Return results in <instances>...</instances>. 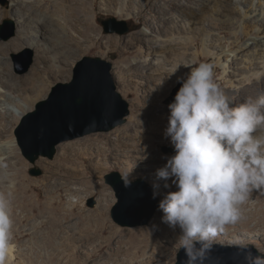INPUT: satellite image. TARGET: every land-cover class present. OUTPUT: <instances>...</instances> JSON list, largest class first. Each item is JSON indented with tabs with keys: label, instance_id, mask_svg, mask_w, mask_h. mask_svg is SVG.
Returning a JSON list of instances; mask_svg holds the SVG:
<instances>
[{
	"label": "bare ground",
	"instance_id": "1",
	"mask_svg": "<svg viewBox=\"0 0 264 264\" xmlns=\"http://www.w3.org/2000/svg\"><path fill=\"white\" fill-rule=\"evenodd\" d=\"M165 1V4L159 3V0H104V3L101 2L104 4V6L102 5L104 7L102 11L105 13L113 12L118 17L126 20L135 19L140 21L139 25L144 23L148 27V29H142L136 33L132 40V42L134 41L131 47L132 53L136 52L138 55H142V57L135 58L128 66L119 67L115 73L114 82L122 87L123 93L127 94L131 90L132 85L125 74V70L130 68L134 70L133 77L141 81L138 86L146 90L143 91L144 97L146 98L151 93L154 96H152L153 101L150 102L151 104H147V106L137 107L129 121L127 129H120L114 133H119L118 137L120 138V135H126L129 132L135 131V128L142 127L145 123L144 119H150V117L152 119H162V126L154 129L148 128L147 133L143 134L137 131L136 135L140 138L137 145L135 143L131 145L132 143L129 144L121 139L118 141L114 140L111 134L97 135L89 140L86 139L87 142H92V152L87 155L89 158H83L84 162L88 163L87 168L95 173V177L104 174L113 164L116 167L122 168L127 173L126 175L129 179L137 175L148 178L153 185H159L158 188H154V191L159 193L157 196L161 199L164 198L167 192L177 191L178 188L172 184L171 179L167 181L171 187L165 188V181L158 179L156 176L157 169L155 165L159 164V168L163 167L167 163L169 156L165 157L161 155L153 146L157 142L164 144V141L166 142L170 138L165 137L169 115H162L161 119L155 115L162 108L160 107V98L168 94L167 87L170 84H179L178 78L180 77L186 78L190 71L187 65H198L201 58H204L205 61H213L212 63L215 65L214 71L222 68L224 83L221 86H228L225 92L229 96L233 106L239 105L248 97L256 99L264 96V27L260 25V22L264 20V0H240L241 3H244L246 9L240 7L241 3H238L239 0ZM11 10L12 12L15 11L16 24L22 26V31L18 30V42L10 46L5 45L4 52L20 50L22 48L37 50L39 52L38 63L28 76L18 79L12 77L13 79H17L15 81H18L15 83V87L18 86V91H15L16 88L10 79H7V82L4 83L0 81V96L14 91L19 93L28 104V108L22 109V112L18 114L20 118L29 111L34 102L45 97L50 83L46 78L47 76L52 74V78L55 80L62 79L68 81L71 77L68 66L75 63L78 57L92 49L103 48L105 44L109 45L107 48L109 49L111 45L114 44L115 46L120 42L117 37L108 38L103 36L101 30L97 27L96 18L98 17L99 8L96 0H17L11 7ZM5 14L9 15L10 13L5 12ZM238 18L239 21L237 20ZM239 22L240 24L237 29L241 28L240 31L235 30ZM210 24L221 26L220 33L224 36H228L231 33V29H233L232 36L234 35V37L226 42V38L222 36L207 33L206 30L208 26L211 27ZM59 25L58 37L63 38V36H66V39L69 38L65 42L70 52L64 58L68 66L64 70L60 69L59 71H51L48 66V70H45L42 63L45 62V59L47 60L46 54H48V49L45 44L41 43V40L35 42L31 38L34 33L33 29L36 28L38 33L42 34L44 28L48 27V29H51L53 26ZM53 30L51 29V31ZM62 33H65V35ZM55 38V40H58L57 37ZM104 40L107 42L104 43ZM200 44L202 50H194ZM112 53L114 54V52ZM7 55V53L2 54V58L7 57ZM69 58L72 60L68 61ZM0 63H2L1 60ZM232 68L233 70H231ZM152 76H155L157 79ZM149 80H154V83L151 81V86L147 87ZM0 132H9L7 125H2ZM144 134H147V136ZM12 147L17 150L15 141L12 143ZM71 147L72 145L62 144L60 147V159L70 152L68 150ZM85 147L87 146L85 145ZM85 147L80 149V153L84 154ZM76 159L78 158L76 157ZM67 174L69 179L77 180L74 179L75 177L77 178L74 172L72 174L68 172ZM67 187V184H58L52 192L59 195ZM72 190L78 192V189L72 188ZM94 190L100 194L102 192L97 185L94 187ZM0 194L10 199V202L15 201L12 195H8L3 190L0 191ZM89 194L93 193L88 192L78 200L75 199L76 196L75 198H71L70 206H74L75 203L88 198ZM252 198L256 199V204L252 202ZM113 202V200L100 202L99 208L96 210L97 214L95 215L102 217ZM263 205L264 191H254L250 199L241 206L242 218L235 224L227 225L225 231L214 239L229 243L245 240L246 236L243 232H251L257 227L264 225V209L260 208ZM23 206H20L21 209ZM43 207L45 211L41 209V212H39L38 210V215L48 212L49 217L43 220L40 226L49 228L50 232L42 238L37 232L27 229L28 224L33 220L34 213H28L29 210L27 209L28 211L26 210V212L28 214L26 213L24 216L22 214V217L16 214L17 212L14 207L11 208V239L8 242L6 250L2 252V255L9 258V262L17 261L18 257H20L26 258L27 264H35L33 261L27 259L31 257V250L17 253L16 248L19 245L18 243L24 244L26 239L36 238L38 249L46 251L49 247L56 244L54 240L58 236V230H63L64 224L70 223L75 215L78 214L75 208L64 209L63 205H59L56 198L47 202ZM163 215L164 213L162 212V216L158 215L155 217L148 227L135 231L119 230L113 225L109 228H102L100 231L101 235L104 237L108 234L106 242L93 247L92 251L88 250L89 254L85 257L82 255L77 264H89L93 259L102 256L109 258L133 256L132 260L122 262V264H166L165 262L167 261L172 262L173 251L179 245L178 241L182 232L178 226L173 229L167 223H164L162 221ZM252 224L253 227L251 226ZM34 229L37 230L38 228ZM86 235L79 238L74 236L72 242L83 246L92 239L91 236ZM118 236L123 240L118 243L119 245L113 243ZM260 242L264 246V234L261 235ZM61 245L60 242L56 248L52 247L53 251L47 252L44 255L47 258L48 264L60 258L59 249ZM39 253L37 251V254ZM2 262L3 260L1 259L0 264ZM8 263L5 262V264Z\"/></svg>",
	"mask_w": 264,
	"mask_h": 264
},
{
	"label": "rangeland",
	"instance_id": "2",
	"mask_svg": "<svg viewBox=\"0 0 264 264\" xmlns=\"http://www.w3.org/2000/svg\"><path fill=\"white\" fill-rule=\"evenodd\" d=\"M15 1L17 0H0V60L2 61V63H0L1 65L0 81L4 83L7 82V79H10L12 84H14V87H15V83L18 82L15 80H17L18 78L26 77L31 73V71L38 63V56H39V52L37 50H30L28 48H22L20 50H15V51L12 50L8 52H4L3 50L6 47L5 45L10 46L18 42L19 39L18 30L22 31V26L21 25L18 26L16 24L15 11L12 12L11 10V7L15 3ZM96 1L98 2V8H99L98 17L96 18L97 27L99 28V30H101L103 36H106L108 38L117 37L120 40L118 45L114 46L113 44L110 46L109 49H107L109 45L105 44L103 48L92 49L89 52L82 54L80 57H78L75 60V63H73L71 66H68V63L64 61V58L66 54L70 52L68 47H66L67 43L65 42L68 41L69 38L67 37L68 39H66V36H63V38L58 37L60 25L53 26L51 28L52 30L54 29L53 31H51L50 28L49 30L48 27L46 28L43 27L44 29L42 30V34L41 33L39 34L38 30L34 28L33 29L34 33L33 36H31V38H33L35 42L41 40V43L45 44L46 48L48 49L47 52L48 54H46L47 60L45 59V62L42 63L44 67L43 69L48 70V66H49V69H51V71H56V70L59 71L60 69L64 70V68H67L68 66L70 69L71 77L69 78L68 81L67 80L65 81L62 79H58V80L53 79L52 74H50L51 76L50 75L47 76L46 78L47 80H49L50 83H49V90L47 91L45 97L41 100L34 102L32 107L29 109V111H27L25 115H23L21 118L18 117V114L22 112V109L28 108V104L25 102L24 98H22V96H20L19 93H16L14 91H11V93H7V95L0 96V128L2 125H7V128L9 130V132H0V191L3 190L7 192L8 195L10 196L12 195L14 197L15 201L13 202L15 203L10 202V199H8L10 214L12 207L15 208L17 212L16 214L18 216L19 215L22 216V214L23 216L26 215L27 209L29 210V211L27 210L28 213L31 214L34 213L33 220L28 224L27 229H31L33 230V232H37L39 236L42 238L48 235L50 229L47 227H41L40 223L43 220H46L49 217V214L47 212L38 215V210L39 212H41V209L45 211L43 206L47 202L56 198L59 205H63L64 209L75 208V210L78 211V214L75 215V217L70 223L64 224L63 230L61 229L58 230L59 231L58 236H56V239L54 240L56 244H54V246L52 247L56 248L61 242L62 245L61 248L59 249L60 258L54 261L53 263L49 262L50 264L79 263L80 257L82 255L83 257H85L86 255L89 254L88 250L92 251L93 247H96L106 242L108 234L103 237L100 233L101 229L104 227L109 228L111 225H113L119 230L135 231L138 229L148 227L155 219V217H157L158 215L162 216V211L158 209L154 217L148 224L143 226L139 225L147 220L150 212L156 206V200H158L159 203L162 200L157 195L155 198H153L154 185L150 183L148 178L137 175L136 177L129 179L126 175L127 173L124 172L122 168L116 167L113 164L110 167V169L106 171L104 174L95 177L94 176L95 173L91 169L87 168L88 163H85L83 158L85 159L89 158L87 155H89L92 152V148H91L92 142H87L86 139L89 140L93 137H96L97 135L111 134L114 140L118 141L119 139H121L122 141H125L129 144L132 143L131 145H133V143L137 145L139 144L138 142L140 141V138L136 135L137 131L143 134V133H147L146 131L148 130V128L150 129H154L158 127L160 128L162 126L161 116L170 115V109L168 108V106L174 101L176 93L178 92L179 88L182 86L181 83L174 85L170 84L167 87L168 94L165 97L160 98V103H161L160 107L162 108H160L159 112H157L158 114L156 113L157 115L155 116H158L161 120H158L157 118L152 119V117H150V119L146 118L144 119L145 123L143 121L144 124L142 125V127L135 128V131L129 132L126 135H120L119 138L118 137L119 133H114V132L120 129H127L129 121L133 116L134 112L136 111V108L147 106V104L153 101L152 98L154 97L151 93H149L150 95L148 94L146 98L144 97L143 91L146 90L138 86V84L141 81L133 77L134 70L128 68L127 70H125V74L128 76L129 82L132 85V88L129 91L130 93L129 92L127 94L123 93L122 87L117 85L115 82L117 92L121 95L122 101L128 105V110H129V115L126 118H124V124L122 126H119L109 132L93 133L83 138L66 142L64 144L72 145L71 148L73 149V151L70 148L68 150L70 152H68L64 158L60 159V147L62 146L60 145V147L57 149V155L53 160L42 157L34 165L31 164L23 156L17 142L15 132H18L19 128L21 127V124L23 123L24 118L27 117L29 114L34 113L36 111L37 105L40 102L47 100L52 94L53 88H55L58 84H69L73 81L74 70L79 61H81L86 57H90V58H99L102 61L111 64L112 66L111 74L114 79L116 75L115 73L118 71L119 67L128 66L132 63L133 60H135V58L142 57V55L140 56L136 52L132 53L133 50L131 47L132 44L134 43V41L132 42V40L135 37L136 33L140 32L142 29H148V27L145 26L144 23L139 25L140 21L135 19L126 20V19H122L121 17H118L113 12L105 13L104 11H102V9L104 10L103 7L104 4L101 3V2L104 3V0H96ZM165 2H166L165 0H159V3L161 4H165ZM238 3L240 4L241 1L239 0ZM240 7L246 9L244 3H241ZM5 12H9L10 14L6 15ZM113 20L115 21V23H111L109 29L114 30L115 32L114 33L106 32L104 23ZM237 20L239 21V18ZM124 22L127 23L129 27V32L127 34L121 35L117 33V31L123 28L121 26V23ZM239 24L240 22L237 24L235 30H238L237 28ZM260 25H263L264 27V20L260 22ZM210 26L211 27L209 26L207 27L206 30L207 33H210L211 35L222 36L226 38L225 39L226 42H228L231 38L234 37V35L232 36V32H234L233 29H231L230 31L231 33L228 36H224L223 34L220 33V29L222 28L221 26H215L212 24H210ZM13 30L15 31V35H12ZM240 30L241 28H239L238 31ZM55 33L57 34V36ZM62 34L65 35V33ZM55 37H57L58 40H55L56 39ZM63 39H64L63 41L64 44L62 42ZM56 41L58 43L60 41V43H62L61 44L62 46L60 45V43L58 44ZM106 42L107 41L104 40V43ZM194 50L201 51L202 50L201 44L198 47L194 48ZM112 52H114V54ZM4 53H7L8 55L7 57L2 58V54ZM31 57L33 59L32 66L26 73H21L22 71L25 70ZM71 60H72L71 58L68 59V61ZM200 62L212 63L213 61L212 60L205 61L204 58H201ZM231 70H233V68ZM149 73H153V72H149ZM214 73L216 75L217 82L221 86V84L224 83L223 69L218 68L216 71H214ZM12 77L14 78L16 77L17 79H13ZM155 79L157 78L155 77ZM151 81L154 83V80H149L147 87L151 86ZM221 87L226 91V87L228 86L224 85ZM15 88H16L15 91H18V86H16ZM149 89L150 91H152L151 88ZM146 101L147 103H145ZM119 109L123 110L124 106L120 105ZM29 129L26 128L22 132H30ZM144 135L147 136V134ZM14 141L17 144V150H15L14 147H12V143ZM161 144L162 143L157 142L153 146L154 149L158 151L161 155L165 157L167 156L171 157L172 155L175 154L174 147L171 144L170 140L166 142L164 141V144L162 145ZM85 145L87 147H85ZM84 147H85L84 154L82 152L80 153V149L81 148L83 149ZM139 147L142 148V146L140 145ZM80 155L81 157H79ZM76 157L78 159H76ZM157 165H155L156 169H158L160 166L159 164ZM33 170H40L42 172V175L40 176L32 175ZM66 172L67 173L70 172V174L74 172L75 175L77 176V178L75 177L74 179L77 180L69 179V176ZM113 173H118L123 180L127 178L129 180V183H137L138 184L137 186L141 194L134 196V194L130 193L132 188L129 186H125L124 184L121 183L119 184L118 187L119 189H121L122 194H124L125 197L124 201L121 202V200L118 198L115 188L107 180V177L112 175ZM114 182H116V180H114ZM140 182H143V184ZM58 184L68 185V187L63 189L59 193V195L52 192L54 191L53 189H55ZM96 185L100 187V190L102 191L101 194L97 193V191L94 190V187ZM72 188L78 189V192H75L73 190L71 191ZM87 191L89 193L92 192L93 194H89L90 196L88 198H84L83 200H81L80 201L81 203L80 202L75 203L74 206H70L71 198L73 197L75 198L76 196L75 199L78 200L79 198H81V196L83 197L84 195H86V193H88ZM106 200H113L114 202L109 206L108 210L102 215V217L95 215L97 214L96 210L99 208V203ZM252 202L256 204V199L252 198ZM21 205L22 206L24 205L22 207L23 210L20 207ZM260 208L264 209V205ZM251 226L253 227V224ZM36 227L38 228L37 230L34 229ZM243 234L246 236L245 240L242 241L237 240L236 243L233 242L229 243L224 241L221 242V240L216 241L215 239H213L210 242L212 244V248L207 254V259L205 261V264H247L246 256H248L249 253H251L252 255L264 256V246L260 242V237L261 235L264 234V225L257 227L254 231L243 232ZM85 235L91 236L92 238L89 242H87V244L81 246L80 244L77 245L72 242L74 236L79 238V237H84ZM36 241H37L36 238L35 239L28 238L26 239L24 244L18 243L19 245H17L16 248L17 253H24L27 252V250L28 251L31 250V257H28L27 258L28 260L33 261L35 264H48L47 258H45L44 255L47 252L49 253L53 251V248L49 247L48 250L46 251H40V249H38V246L36 245ZM120 241L123 240L118 236L113 243L119 245L118 243ZM37 251L40 253L37 254ZM132 257L121 256V258L120 257L109 258L107 256L104 257L102 256L93 259L89 264H122V262L132 260ZM172 257H173L172 262L167 261L165 263L184 264V260H186V256L180 244L176 246L175 250L173 251ZM1 259L3 260L2 264H5V262L7 263L9 262V258H7L2 254H0V260ZM27 262L28 261H26V258L18 257L17 261H10L8 264H27Z\"/></svg>",
	"mask_w": 264,
	"mask_h": 264
},
{
	"label": "clouds",
	"instance_id": "3",
	"mask_svg": "<svg viewBox=\"0 0 264 264\" xmlns=\"http://www.w3.org/2000/svg\"><path fill=\"white\" fill-rule=\"evenodd\" d=\"M186 78L169 104L165 137L175 154L156 170L158 179L172 180L159 203L162 221L182 235L184 264H205L210 243L242 216L241 206L254 191H264V96L248 97L233 106L217 82L215 65H187ZM125 186L129 180L125 178ZM159 185H154L158 188ZM154 191L153 198L158 195ZM9 201L0 194V237L3 250L11 239ZM247 264H264V256H246Z\"/></svg>",
	"mask_w": 264,
	"mask_h": 264
},
{
	"label": "water",
	"instance_id": "4",
	"mask_svg": "<svg viewBox=\"0 0 264 264\" xmlns=\"http://www.w3.org/2000/svg\"><path fill=\"white\" fill-rule=\"evenodd\" d=\"M111 23H104L106 32ZM122 29L117 33L124 35L129 32L127 23H121ZM12 35H15L13 30ZM33 64L31 57L24 71L26 73ZM112 66L99 58L86 57L77 63L73 81L69 84H58L53 88L50 97L40 102L34 113L24 118L18 132H15L18 145L23 156L35 164L40 158L53 160L60 145L83 138L98 132H109L124 124L129 115L128 105L122 101L121 95L111 74ZM122 103V104H120ZM123 110L119 109L120 105ZM30 128V132H22ZM32 175L40 176V170H33ZM115 188L118 198L124 201V194L119 184L124 180L118 173L107 177ZM116 180V182H114ZM143 184V182H140ZM137 183H129L134 196L141 194ZM159 209V201L150 212L147 220L140 226L148 224Z\"/></svg>",
	"mask_w": 264,
	"mask_h": 264
},
{
	"label": "snow or ice",
	"instance_id": "5",
	"mask_svg": "<svg viewBox=\"0 0 264 264\" xmlns=\"http://www.w3.org/2000/svg\"><path fill=\"white\" fill-rule=\"evenodd\" d=\"M3 252V242H2V237H0V254Z\"/></svg>",
	"mask_w": 264,
	"mask_h": 264
}]
</instances>
